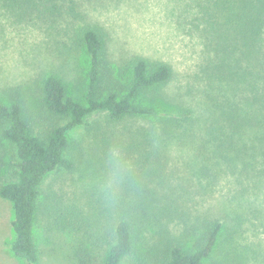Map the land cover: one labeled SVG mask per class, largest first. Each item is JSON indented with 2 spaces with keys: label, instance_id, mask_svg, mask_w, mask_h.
Listing matches in <instances>:
<instances>
[{
  "label": "trees",
  "instance_id": "16d2710c",
  "mask_svg": "<svg viewBox=\"0 0 264 264\" xmlns=\"http://www.w3.org/2000/svg\"><path fill=\"white\" fill-rule=\"evenodd\" d=\"M91 1L0 0V17L17 23L55 29L61 19L64 40L72 37L87 63L80 99L51 72L35 82L34 114L20 98L0 101V133L13 149L9 177L0 183V198L13 212L9 253L19 264H40L34 226L41 187L75 168L71 133L89 130V118L103 114L121 125L114 139L100 141L115 153L104 164L117 185L83 205L54 193L51 200L60 210L52 224L74 237L77 264H242L244 253L226 258L220 248L234 229L197 213L191 200H203L222 172L241 192L264 186V0L200 3L207 56L197 75L199 110L163 96L172 77L167 63L141 55L122 65L110 59L107 33L82 11ZM132 120L140 122L125 123ZM187 146L183 168L169 151Z\"/></svg>",
  "mask_w": 264,
  "mask_h": 264
},
{
  "label": "rangeland",
  "instance_id": "374dc122",
  "mask_svg": "<svg viewBox=\"0 0 264 264\" xmlns=\"http://www.w3.org/2000/svg\"><path fill=\"white\" fill-rule=\"evenodd\" d=\"M201 2L96 0L85 3L82 11L92 24L107 33V50L114 63L122 65L132 55L167 63L172 77L162 89L163 96L199 110L204 91L197 75L207 56L204 24L199 20ZM60 22L61 19L55 29H50L44 24L17 23L9 16L0 17V101L20 98L27 112L34 114L39 96L34 86L51 72L58 73L67 84L69 94L80 99L86 57L82 48L73 44L72 37L64 40L65 33L58 26ZM14 88H18L17 95L10 92ZM89 121V130L81 127L71 133L75 168L51 176L41 187V203L34 226L40 264H77L74 237L56 230L52 224L60 213L59 207L51 201L54 194L60 195V201L65 204L83 205L117 185L115 180L109 179L111 176L104 164L114 152L100 141L114 139L121 125L107 122L103 114L93 115ZM139 122L125 123L136 125ZM189 147L171 149V158L182 166L190 157L192 149ZM12 155L11 145L0 133V183L9 177L8 163ZM214 179L211 189L205 190L211 193L204 192L203 200L197 197L191 204L197 213L223 219L226 226L234 229L232 239L220 247L227 251L224 257L232 259L244 253L246 259L242 264H264V186L257 193H253V189L241 192L240 185L227 172ZM250 182L245 180L242 185L247 187ZM189 183L195 185V178ZM12 217L11 204L0 198V264H19L8 251L13 236Z\"/></svg>",
  "mask_w": 264,
  "mask_h": 264
}]
</instances>
